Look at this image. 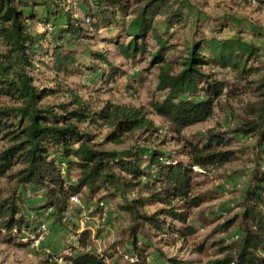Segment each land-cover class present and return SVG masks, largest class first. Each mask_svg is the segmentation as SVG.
<instances>
[{"label":"trees","instance_id":"obj_1","mask_svg":"<svg viewBox=\"0 0 264 264\" xmlns=\"http://www.w3.org/2000/svg\"><path fill=\"white\" fill-rule=\"evenodd\" d=\"M65 1L0 0V96L9 99L0 105L4 243L28 247L44 233L43 216L61 227L73 197L104 193V198L121 197L119 207L130 219L125 235L136 254L128 264H147L140 237L166 246L184 245L197 235L192 212L220 194L198 189L196 179L232 162L243 150L255 153V167L242 210L215 229L227 234L237 227L239 240L212 243L222 257L204 264H264V48L246 41L237 27L228 37L222 28L205 34L197 26L190 35L178 34L188 24L182 12L187 0H76L74 7ZM159 20L163 32L156 26ZM35 21L44 32L33 34L30 24ZM115 56L131 64L145 62L146 73L156 71L155 91L161 97L151 101V114L167 124L171 143L179 149L164 150L167 139L151 143L159 129L145 109L107 101L93 110L66 86L69 79L83 76L102 85L117 83L123 70ZM215 68L243 79L254 100L245 105L237 128L209 129L202 138L188 140L184 131L210 119L220 99L230 94ZM41 73L48 83L54 81L53 88L38 84ZM58 92L67 102L44 104ZM84 126L108 132L98 142ZM236 135L253 140V146L235 150ZM133 137L135 142L125 147ZM30 197L37 202L31 204ZM91 237L86 229L78 233L77 245L66 246L70 254L59 257L62 264H109L112 255L92 251ZM158 255L166 264H196L160 248Z\"/></svg>","mask_w":264,"mask_h":264},{"label":"rangeland","instance_id":"obj_2","mask_svg":"<svg viewBox=\"0 0 264 264\" xmlns=\"http://www.w3.org/2000/svg\"><path fill=\"white\" fill-rule=\"evenodd\" d=\"M53 1L59 2L60 0ZM76 3V0H66L63 4L65 6L73 4L74 7ZM76 12L78 11L75 10V14L79 16V12ZM182 12L188 21L187 26L182 29L183 31L180 29L177 31V28L173 29L180 35L184 33L190 35L197 26L200 28V32L205 34H211L222 28V35L228 37L239 28L246 41L264 48V3L252 0H187ZM161 23V20L157 21L156 26L163 32L166 29ZM232 27L234 28L232 29ZM30 30L33 34H40L44 32V26L35 21L30 24ZM3 50L0 46V52ZM113 61L123 70L117 79V83L109 86L102 85L95 78L90 79L83 76L69 79L65 83L66 86L78 92L85 101L90 103L93 110H98L107 101L145 109L146 112L150 113L148 117L159 129V137L157 138L155 135L151 143L160 145L163 140L167 139V144L162 146L164 150L179 149L180 146L171 143L167 124L161 118L151 114V101L161 97V94L155 91L156 71L144 72L145 62L131 64L118 56H115ZM213 70L218 79L229 84L230 94L226 93L220 99L214 115L210 119L184 131V137L188 140L202 138L209 129L229 131L237 128L242 124L245 105L254 100L252 90L245 81H242L243 79H237L228 70L216 68ZM45 76L42 73L37 76L39 78L38 84L53 88L54 81L48 83ZM8 102L9 99L0 96V105L8 104ZM65 102H67V97L59 92L44 100V104L49 105H59ZM88 131L96 134V140L101 142L108 129L88 128ZM236 137L238 143L234 147L235 150L254 144L253 140L244 136L236 135ZM133 142H135L134 137L129 140L125 147L133 144ZM106 148L118 149L113 145H107ZM254 159V152L242 150L232 162L220 168H213L203 177L196 179L201 183L198 189H212L220 194L216 199L207 201L201 208L192 212L190 222L196 224L199 229L198 234L189 238L184 245L182 242H178L176 245L168 244L166 246L158 244L156 240L149 243L141 236L140 240L146 246L147 264H166L158 255L159 248L169 256H176L196 264H204L210 259L222 257L220 253L217 254L218 250L212 243L223 241L230 244L239 240L240 234L237 227L227 234H217L215 229L224 219L241 212L240 203L249 185L252 171H254ZM182 160L187 159L182 157ZM5 183V180H1L0 186ZM31 194L34 193L30 190ZM129 197L132 198L133 195L129 194ZM36 198L30 197V203L37 202ZM121 201V197L104 198V193L96 198H91L87 193H83L72 201L63 226L53 227L52 222L46 219L48 216H43L41 219L45 226L41 229L44 232L43 235L38 240L33 238L32 243L26 248L4 243L5 238L0 236V264H52L54 259L62 264V259L59 257L70 254L66 246L77 245L78 233L85 229L92 234V251L108 256L112 255V258L108 259L109 264H128L136 252L132 248L129 236L125 235L130 219L120 209ZM148 210L151 211L153 208ZM36 222L35 225H39ZM22 241L28 242L29 240ZM199 246H203L202 251L197 250Z\"/></svg>","mask_w":264,"mask_h":264},{"label":"built area","instance_id":"obj_3","mask_svg":"<svg viewBox=\"0 0 264 264\" xmlns=\"http://www.w3.org/2000/svg\"><path fill=\"white\" fill-rule=\"evenodd\" d=\"M72 199H73V200H75V199H76V197H73Z\"/></svg>","mask_w":264,"mask_h":264}]
</instances>
